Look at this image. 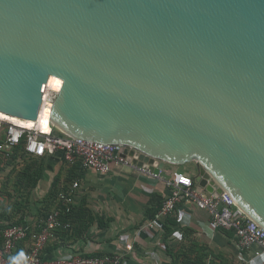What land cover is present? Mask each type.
Returning a JSON list of instances; mask_svg holds the SVG:
<instances>
[{
    "label": "water",
    "instance_id": "water-1",
    "mask_svg": "<svg viewBox=\"0 0 264 264\" xmlns=\"http://www.w3.org/2000/svg\"><path fill=\"white\" fill-rule=\"evenodd\" d=\"M121 145L158 173L195 162L264 228V0H0V111Z\"/></svg>",
    "mask_w": 264,
    "mask_h": 264
},
{
    "label": "built area",
    "instance_id": "built-area-1",
    "mask_svg": "<svg viewBox=\"0 0 264 264\" xmlns=\"http://www.w3.org/2000/svg\"><path fill=\"white\" fill-rule=\"evenodd\" d=\"M60 90L46 88L44 104L53 105L57 93ZM36 121V120H35ZM6 124L4 138L0 140V149L9 151L25 139V149L33 156L54 155L58 152L63 154V159L69 163L80 162L82 166L93 169L99 173H108L114 167H129L139 175L152 179H162L165 182L168 193L166 199L157 212L156 216L146 222L150 229L156 225L161 226L165 218L174 214L177 206L181 203L192 204L196 208L206 210L210 216V223L215 229L233 230L238 249V258L245 259L247 254L254 248L252 256L247 259L251 264H264V228L252 220L247 213L239 207L233 197L222 192L219 195L210 193L194 181V177L188 172L174 170L167 175L166 169H160L155 173L151 165L144 163L139 165L137 156L124 154L123 148L118 144L103 143L83 138H67L61 135L43 130L37 123L33 127H24L0 119V132ZM79 184L74 182L68 192L59 195L61 207L54 209L45 221L42 231L33 235V245L30 251L19 261L18 264H127L122 253L103 256H86L81 252L61 253L55 258L44 259L41 255L46 243L53 236L56 227L62 225L60 220L63 207L70 211L73 203L74 189ZM189 214L182 212V223L187 224ZM187 218V220H186ZM66 226H69L66 224ZM28 235V226L13 225L8 227L4 236L5 246L0 249V264H8L5 257L15 246L16 241ZM174 235L181 237L176 231ZM129 249L131 246L128 244Z\"/></svg>",
    "mask_w": 264,
    "mask_h": 264
},
{
    "label": "crops",
    "instance_id": "crops-1",
    "mask_svg": "<svg viewBox=\"0 0 264 264\" xmlns=\"http://www.w3.org/2000/svg\"><path fill=\"white\" fill-rule=\"evenodd\" d=\"M76 163L79 162L65 163L60 153L48 155L36 189L44 187L47 193L56 177H60L69 189L75 181L79 186L74 189L73 203L82 205L95 216L110 220L106 229H99L95 224L87 235L58 252H118L123 254L127 264H168L170 257L166 254L165 223L152 229L146 226L149 220L146 210L151 206L152 197L156 194L164 197L168 193L165 182L139 175L129 167H114L108 173H99ZM167 167V175H170L172 171ZM187 172L195 176L191 168ZM36 198L39 197L36 195ZM183 211L190 215L188 220L186 218L187 224L182 223ZM171 216H176L182 226L194 229L201 241L208 242L217 250H224L234 258L235 264H251L247 259L252 256L254 248L245 259H239L234 235L228 236L213 228L206 210L181 203ZM175 237L174 243L181 239L182 234L180 238ZM128 244L130 249L126 247Z\"/></svg>",
    "mask_w": 264,
    "mask_h": 264
},
{
    "label": "trees",
    "instance_id": "trees-1",
    "mask_svg": "<svg viewBox=\"0 0 264 264\" xmlns=\"http://www.w3.org/2000/svg\"><path fill=\"white\" fill-rule=\"evenodd\" d=\"M4 126L6 127V124H4ZM58 134L62 135L60 132H58ZM25 142V139H22L20 144L14 146L9 151L0 149V162L3 164L2 167L0 166V170L13 165L19 159L26 160L22 165V168L18 169V176L14 181V185L18 188L17 190L20 191L24 197H27V202L17 204V209L21 208L25 211L18 218L13 217V211L11 208L0 211V249H3L5 246L6 238L4 232L8 227L13 225L28 226V235L25 238L16 241L11 252L5 255L8 264H18L19 261L30 251L33 245V235L42 231L49 214L54 209L62 206L60 204L61 201L59 200L60 193L68 192L70 190V187L62 183L60 177H56L51 190H49L46 195L38 201L43 204V208H41L39 212L37 211L38 214L33 213L29 206V197L30 195H34L35 189L43 176L48 155L33 156L29 154L25 149ZM60 154L63 157V154ZM64 162L69 163L66 160H64ZM75 165L82 166L80 162ZM193 177L195 181V176ZM69 178L71 179V177ZM165 199L166 196L163 197V195L159 194L152 197L151 206L146 210V217L148 219L156 216ZM70 206L71 209L69 212L63 207L60 218L62 225L54 229L53 236L46 243L41 253L44 259H52L60 255L61 253L58 252L59 249L74 244L78 238L87 235L95 224L99 229H106L108 227L110 219H106L102 216H95L90 210H87L82 205L71 203ZM31 215L35 217L32 218ZM163 222L165 223L164 239L166 243V254L170 257L168 264H235L233 257L224 250H217L208 242L201 241L197 237L196 231L191 227L182 226L176 216H169L165 218ZM66 224L69 226H66ZM176 231H181L182 237L174 243L173 240L176 238L174 232ZM219 231L228 236L234 235L233 230L219 228ZM76 252H81L86 256L114 255L117 253H104L99 251L92 253L83 251Z\"/></svg>",
    "mask_w": 264,
    "mask_h": 264
},
{
    "label": "rangeland",
    "instance_id": "rangeland-1",
    "mask_svg": "<svg viewBox=\"0 0 264 264\" xmlns=\"http://www.w3.org/2000/svg\"><path fill=\"white\" fill-rule=\"evenodd\" d=\"M5 126H3L0 132V140L4 138ZM1 152V151H0ZM26 160L19 159L13 165L6 167L3 170H0V211L12 209L13 217L18 218L25 211L23 209H17V204L27 202V197H24L23 194L18 191L17 187L14 185V181L18 176V169L22 168V165ZM2 163L0 162V166L2 167ZM170 171L179 170L182 172H187L189 168L193 171V174L197 172V165L195 162L187 163L185 165H171L168 164ZM191 172V171H190ZM46 188L35 189L34 195H30L29 197V206L32 209L34 214H38L37 211L43 208V204L38 202L41 200L46 194ZM36 195L39 198H36ZM33 199V201H32ZM32 216V215H31ZM35 216H32V218Z\"/></svg>",
    "mask_w": 264,
    "mask_h": 264
},
{
    "label": "bare ground",
    "instance_id": "bare-ground-1",
    "mask_svg": "<svg viewBox=\"0 0 264 264\" xmlns=\"http://www.w3.org/2000/svg\"><path fill=\"white\" fill-rule=\"evenodd\" d=\"M63 85V80L55 75H51L48 80L47 87L52 88L54 90H60ZM0 119H3L8 122H14L19 125H23L24 127H33L37 123L39 126L45 130H50V122H51V105L50 104H44L42 106V109L40 111L38 119L30 120V119H23L16 116L8 115L2 111H0Z\"/></svg>",
    "mask_w": 264,
    "mask_h": 264
}]
</instances>
